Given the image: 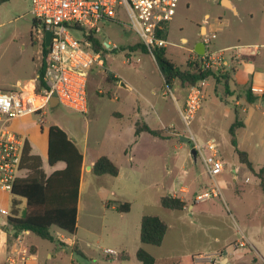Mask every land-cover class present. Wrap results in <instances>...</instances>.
<instances>
[{
	"label": "rangeland",
	"instance_id": "rangeland-1",
	"mask_svg": "<svg viewBox=\"0 0 264 264\" xmlns=\"http://www.w3.org/2000/svg\"><path fill=\"white\" fill-rule=\"evenodd\" d=\"M233 1L237 3V0ZM29 3L31 0H8L0 4V79L4 74L12 81L27 79L35 66L38 70L42 67L44 44L42 39L36 40ZM263 3L264 0H241L239 7L243 8V13L239 20L232 11L223 9L218 0H180L177 13L167 28V57L182 70L194 69L195 62L200 65L194 47L206 34L200 30L202 25L208 28L214 51L257 40V30L264 18L261 12ZM251 11L255 14L254 20L250 18ZM129 25L127 16L122 14L117 22L104 23L98 33L102 42L115 44L118 49L104 51L103 66H95L89 73L86 114L58 104L45 108L43 116L32 114L17 121L16 125L15 121L10 123L13 131L29 140L32 151L42 156L47 171L50 170L46 157L47 129L52 125L67 132L89 161H95L102 155L111 156L122 171L119 177L86 173L76 224V247L63 244L61 236L73 241V235L56 227L51 230L54 241L31 235L29 242L38 247L41 260L46 264H140L132 251L141 244L138 241L141 218L143 215H156L165 221L169 230L162 248L143 247L155 258V264H172L190 253L206 258L220 252L219 260L199 259L197 262L220 264L223 257L230 255L231 264H264V190L260 179L240 163L231 144L229 128L234 121L233 98L226 96L228 102H221L220 98L225 99L224 84H221V90L214 91V81L216 84L217 81L215 77L214 81L210 79L206 82L207 96L188 129L180 117L175 98L179 105H183L189 87L178 80L171 88L165 87L154 56L141 48L132 50L140 42ZM31 38L36 40L35 44ZM37 50L38 61L34 66L32 58ZM114 75L127 80L133 88L118 85V78ZM216 75L221 78L223 74ZM125 98L140 103L147 99L155 103L163 112V121L168 128L162 131L165 139L160 141V147L152 152L153 155L132 167L124 164L126 157L122 153L131 144V138L118 130L128 126L134 117L127 114L124 119H119L116 116ZM226 108L230 111V118L225 114ZM179 134L194 135L202 145L216 137L228 156L224 171L216 177L226 183L227 187H222V195L203 202H198L195 197L189 200L190 203L198 202L197 211L207 214L203 223L196 217H189L187 210L173 211L161 205V197L170 193L171 184L179 180L181 170H187L194 177L193 181H186L181 187L197 188L196 191L203 189L201 193L215 187L201 162L195 164L190 161L193 142L190 140L181 146ZM238 142V149L248 154L255 170L264 167V115L255 114L252 125L239 135ZM247 177L249 181L245 180ZM177 193L182 192L178 190ZM119 202H128L132 211L122 214L110 206L106 207V204ZM230 212L234 217L228 216ZM236 223L255 239L251 245L236 246L241 239ZM124 230H127L128 238L124 243L132 253L130 263L120 262L117 255L104 253L106 249L123 250L119 242L122 238L120 232ZM48 254L53 258H48Z\"/></svg>",
	"mask_w": 264,
	"mask_h": 264
},
{
	"label": "built area",
	"instance_id": "built-area-1",
	"mask_svg": "<svg viewBox=\"0 0 264 264\" xmlns=\"http://www.w3.org/2000/svg\"><path fill=\"white\" fill-rule=\"evenodd\" d=\"M180 0H31L30 14L34 18L36 40L42 39L45 45L46 33L51 32L50 44L43 59V87L17 91L0 89V190L12 193L15 182L25 177L28 170L23 168L26 138L13 131L10 123L17 118L32 114L45 115V108L50 106L53 95L57 103L86 114L88 112V77L92 68L103 66V53L116 50L118 46L102 42L105 49L95 51L93 40L102 30V25L117 22L119 15H126L130 28L138 36L139 42L147 53L153 55L157 49H167V28L176 15ZM205 52L197 55L201 69L218 74L226 72L224 53L211 49L212 39L208 33L201 41ZM263 45L235 46L234 55L246 51L251 56L262 53ZM129 60V59H128ZM127 60V61H128ZM207 79L200 80L187 90L184 106L179 108L180 117L189 129L191 120L203 104ZM252 93H263L262 89L251 87ZM4 118V119H3ZM202 161L206 173L214 180V188L196 197L203 202L221 195V188L215 182L225 168L218 142L212 137L204 145L198 143L193 135L188 136ZM0 215L10 217L11 212L0 207ZM65 241L64 237H60ZM237 247H246L242 237L236 242ZM104 253L116 255L113 249ZM199 259H221V252L214 255L194 257ZM14 264V260L11 259Z\"/></svg>",
	"mask_w": 264,
	"mask_h": 264
},
{
	"label": "crops",
	"instance_id": "crops-1",
	"mask_svg": "<svg viewBox=\"0 0 264 264\" xmlns=\"http://www.w3.org/2000/svg\"><path fill=\"white\" fill-rule=\"evenodd\" d=\"M224 1L228 5H225ZM218 2L223 9L232 11V14L234 15L235 18H238L239 20L242 19L243 8L239 7L240 6L239 3L241 2V0H237V3H235L233 0H218ZM263 5H264V3H263ZM261 12L264 14V6L262 7ZM249 13L251 14L250 18L252 20H254L255 14L252 11ZM206 17H208V15H206ZM263 17H264V15H263ZM262 23H263L262 26H260L257 30V33H259L257 40H254V41H252L250 43H246V44L238 43V44L228 45V46L223 47L221 50L216 51V52L224 53L225 58H226V63L228 64V66L226 67V72L224 73V74H229L227 89H226L224 81L223 82L218 81L216 84L214 81L215 79L213 80V77H210L207 80V82L210 79L214 81V91L221 90V84H224L223 89H224L225 99L220 98L221 102H224V103L228 102L226 96L233 98L234 121L231 123V125L235 122L237 117L243 123V127L239 128L237 130V134H236L238 148L240 146V143L238 142V137L241 133H244L245 131H247V129H249V127L252 125V122L255 118V114L260 113L261 115H264V49H262V53L260 55H257V56H251L246 51H241L239 56L238 55L236 56V55H234L235 52L231 51L230 49L235 47V46H244V47L252 46V45H263L264 46V18L262 19ZM200 30H201V32L205 31L206 33H209L208 28L205 25L200 26ZM31 39H32V44H35L36 40H34L33 38H31ZM184 40H187V39H182V41H184ZM199 43H201V41H199L195 45L194 52H195V48L199 45ZM38 52L39 51L37 50L36 55L32 58V64L34 66H35L36 62L38 61V58H37ZM195 54H197V53L195 52ZM109 73H112V72L109 71ZM38 77H39V70H38V67H36V66L34 67L32 73L29 75V77H27V79H25V78L24 79H15V81H12V80H10V77H8L7 75L4 74L2 79H0V89L4 90V91H17V90L35 88L37 86ZM114 77H116V75H114ZM117 78H118V85H120L121 87L133 88L131 83H129L127 80L122 79V78L120 79L119 77H116V79ZM122 85H124V86H122ZM253 86L256 88L262 89L263 93H252V97L255 98V100L250 103L247 100L246 94H247L248 90ZM207 93L208 92H207L206 87H205V90H204L205 98L207 96ZM186 94H187V92H186ZM186 94H185V99H186ZM185 99H184V103H185ZM175 102H176L178 109L181 108L182 106H184V103H183V105H179L178 100H176V98H175ZM127 114L132 115L134 117V120L131 121V123L128 126L125 125V127L120 128V130H118V131L121 134L122 133H126V135L129 134V137L131 138L130 139L131 144H129L128 145L129 147L127 146L126 149L122 153H123L124 157H126V159L124 160L125 161L124 164H127L128 166L132 167L133 165H136L140 162L143 163L145 158L148 159L149 155H151L152 152L156 151V149L160 147L159 146L160 141L164 140V139H161L159 137H155V136H153L147 132H141V133H139V135H136V133H135L136 132V126L135 125L137 123L145 124L150 129L160 130L161 132L167 131L166 129H168V128L166 127V125L163 121V112H161L157 108V105H155V103H152L151 101H149L147 99H145V101L143 103H140L139 101L131 100V98H125L123 101H121V107H119V110H117L116 116H118L119 119H124ZM225 114H227L230 118V111L228 110V108L225 109ZM22 118L23 117L14 119L13 121H15V125H16V122L20 121ZM231 125H230V127H231ZM18 129L21 130L22 128L19 127ZM48 130H49V128L47 129V141H48ZM22 131H19V132H22ZM22 136H24V135H22ZM188 136L189 135H187V134H179L180 139L181 138H183V139L188 138ZM68 137L74 141V139L71 138L69 135H68ZM166 137L168 138L169 136L166 135ZM214 138L218 142V147H219L221 158H222V160L225 159L223 161H224V165H226L228 156H227V154H226V152L222 146V143L220 142V139H218L216 137H214ZM26 140L31 147V150H30L31 154L37 155L32 151L33 147L31 146L29 140L28 139H26ZM181 143H182L181 146H184L185 142L183 140H181ZM76 145H77V143H76ZM78 148H79V146H78ZM192 148H194L193 144H192ZM80 151H81V149H80ZM46 152H48V142H47V151ZM82 154L84 157V161H83L81 183H80L78 212L80 211V207H81V194H82V190L84 187V181H85L86 173L92 172V167H93L95 161L98 159L97 158L95 161H92V160L89 161L88 158L86 157L85 153L82 152ZM37 156H40V155H37ZM47 156L48 155H46V157ZM102 156H107V155H102ZM40 157L42 158V156H40ZM107 157L118 167L119 174L116 177H119L122 173L121 167H119L117 165V163L114 162V160L112 159L111 156H107ZM192 159L190 160L191 162L194 161ZM47 160H48V157H47ZM238 160H239V157H238ZM188 161L189 160L187 158L186 163H188ZM198 161H200L202 164V161L199 160L198 157H197V161L196 162L194 161V163L197 164ZM42 162H43V169L47 175L52 174L56 170H62L65 168L64 163H58L57 165H55L53 167L49 166L50 170L47 171L44 168L43 158H42ZM258 170H255V171L257 172ZM179 174H180L179 180H176L171 184L170 191H169L170 193L168 195L180 198L181 200H183L186 203V207L179 212H184L187 210V211H189V214H188L189 217H196L200 223H203V218L204 217L206 218L207 214L202 212V211H197L198 202H196V203H190L189 202V200L192 197L196 198L198 195L202 194L200 190H203V189H199L198 191H196L197 188H195L194 190H191V188H189L188 186L181 187L182 183H184L186 181H193L194 177L190 174V172H187V170H181L179 172ZM102 176H110V175H102ZM102 176H99V177H102ZM235 179H236V177H235ZM245 180L249 181V177H247ZM215 182L218 184V186H220L221 195H222V187H227L226 183L223 180H217L216 178H215ZM213 183H214V180H213ZM178 190H180L182 193H177ZM14 200L19 202L17 209L19 210V216H21V214L23 213V211L26 207V201L21 199V198L14 197L12 194H10L8 192H4V191L0 190V207L11 212L12 216H13L12 209H13V201ZM124 203H128V202H119L116 204H114V203L113 204H106V207L110 206L112 210L114 209V211H116L117 205L124 204ZM131 211H132V206L130 205L129 212L122 213V214H129ZM228 216L231 218L234 217L231 212L228 214ZM0 217H1L0 218V264H13V263H11V259L14 260V264H46L41 260L38 247L36 245H32V243L29 242L30 241L29 238L31 237V235H33V236H35V235L29 231L16 232L14 229H12L8 226V217L7 216H1L0 215ZM77 223H78V221H77ZM236 224L238 226V229L240 230L241 238L244 237L246 240V244L251 245L253 243L252 241H255V239L252 238V236L248 232V230L241 228L239 226V223H236ZM168 230H169V227H168ZM168 230H167V232H168ZM120 235L122 238H120L121 240L119 243H120V248H122L123 250L121 252H116L117 253L116 255L118 256V260L121 259L120 262L125 261V262L130 263L132 261V253L128 252L127 245H126V243H124V242L128 241L127 230L120 232ZM116 236L119 238L118 234H116ZM61 237H63V236H61ZM73 238H74L73 241H70L69 239L65 238V241L61 240V242L63 244L69 243L71 246L76 247L77 243H78V230L73 235ZM138 239H139L138 241H140V230L138 233ZM140 243H141V241H140ZM162 245H163V243H162ZM140 247H144L145 249H147L146 248L147 245H144L142 243L140 244ZM140 247H135L136 249H134L132 252H134V254L136 255L137 250ZM159 247L162 248V246H159ZM79 251L82 252V254L85 256L83 251H81V250H79ZM146 251L149 252L148 250H146ZM214 252H216V251H214ZM196 254H198V253H190L187 255L185 254L183 257H180V258H184L185 256L186 257H190V256L195 257V256H197ZM224 254H226V253H224ZM48 258H53V255L48 254ZM255 261H256V259H255ZM232 262H233V260H232L230 255L223 257L222 260H220V264H223V263L231 264ZM139 263L142 264L141 262H139ZM155 263H156V261H155ZM192 264H200V263L195 261V258H194V261Z\"/></svg>",
	"mask_w": 264,
	"mask_h": 264
},
{
	"label": "trees",
	"instance_id": "trees-1",
	"mask_svg": "<svg viewBox=\"0 0 264 264\" xmlns=\"http://www.w3.org/2000/svg\"><path fill=\"white\" fill-rule=\"evenodd\" d=\"M8 0H0V4L6 3ZM94 43L95 51L104 50L102 41L97 38L90 37ZM141 48L146 53L145 47L139 43L133 46L132 50ZM44 45V56L47 53ZM154 59L163 76L164 85L171 88L175 80L180 81L188 87L196 84L200 80L215 77L224 83L227 89L229 74H224L218 78L216 73L212 71L204 72L201 66L195 62L192 70H182L167 57L166 49H157L153 52ZM44 67L39 70V77L36 91H40L43 87ZM248 102H253L251 88L247 92ZM243 127V123L237 117L231 125L229 133L231 136V144L235 147L239 161L246 168L253 172L260 179V186L264 190V167L255 171L253 164L250 162L246 152L238 149L236 134L239 128ZM141 132H147L155 137L163 138L160 130H152L145 124H136V135ZM31 147L26 142L23 158V168L28 170V174L18 179L12 190V195L26 201V207L19 216L17 209L19 202L13 201V216L8 217V226L16 232L29 231L35 236L47 240L54 241L55 237L51 233L53 227L74 235L77 231L78 218V202L80 183L82 175V167L84 157L76 143L70 139L62 128L52 125L48 130V165L53 167L58 163H64L65 168L56 170L52 174L47 175L43 169L42 158L31 154ZM92 172L95 175L118 176V167L107 157H99L93 167ZM161 205L165 209L173 211H181L186 207V203L180 198L166 195L161 198ZM130 210V204H119L116 211L127 213ZM168 225L159 216L144 215L141 219L140 241L144 245H152L155 247L162 246L163 240L168 230ZM136 258L142 264H155V258L143 247L137 250ZM194 256L180 258L172 264H192Z\"/></svg>",
	"mask_w": 264,
	"mask_h": 264
},
{
	"label": "water",
	"instance_id": "water-1",
	"mask_svg": "<svg viewBox=\"0 0 264 264\" xmlns=\"http://www.w3.org/2000/svg\"><path fill=\"white\" fill-rule=\"evenodd\" d=\"M225 4H227L225 2ZM50 37H51V32H47L46 33V38H45V47L47 48L50 44ZM195 52L198 54V55H202L204 54L205 52V46L204 44L201 42L199 43V45L195 48ZM124 86V85H122ZM50 107L53 108L55 106L58 105L57 103V99H56V96L53 95L52 99L50 100ZM181 140H183L184 142L186 143H190V139L189 138H181ZM191 157L193 158V160L196 162L197 161V151L195 150V148H192L191 150ZM91 168V167H90Z\"/></svg>",
	"mask_w": 264,
	"mask_h": 264
}]
</instances>
